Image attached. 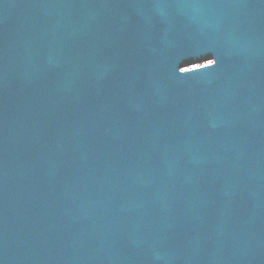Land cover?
Instances as JSON below:
<instances>
[{
    "label": "water",
    "instance_id": "obj_1",
    "mask_svg": "<svg viewBox=\"0 0 264 264\" xmlns=\"http://www.w3.org/2000/svg\"><path fill=\"white\" fill-rule=\"evenodd\" d=\"M0 264H264V0H0Z\"/></svg>",
    "mask_w": 264,
    "mask_h": 264
}]
</instances>
